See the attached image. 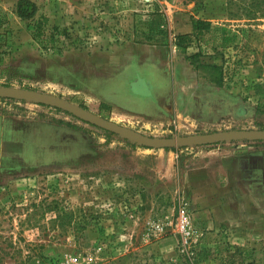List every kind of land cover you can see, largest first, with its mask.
<instances>
[{
  "label": "rangeland",
  "instance_id": "1",
  "mask_svg": "<svg viewBox=\"0 0 264 264\" xmlns=\"http://www.w3.org/2000/svg\"><path fill=\"white\" fill-rule=\"evenodd\" d=\"M33 1L36 17L23 19L18 0H0V85L64 97L150 136L264 129V0ZM157 10L173 34L191 35L185 53L148 38ZM43 17V34L34 38ZM194 19L211 26L196 30ZM120 58L169 79L185 62L186 72L216 86L226 115L176 123L102 107L86 83L98 77L93 68ZM0 113L71 133L64 139L53 131V138L47 126L25 133L39 170L0 165V264H264V184L245 176L231 184L224 172H211L228 148L264 150V139L149 147L37 102L0 99ZM42 138L56 149L41 148Z\"/></svg>",
  "mask_w": 264,
  "mask_h": 264
},
{
  "label": "crops",
  "instance_id": "2",
  "mask_svg": "<svg viewBox=\"0 0 264 264\" xmlns=\"http://www.w3.org/2000/svg\"><path fill=\"white\" fill-rule=\"evenodd\" d=\"M129 59L132 60L131 57ZM121 62L122 58L114 59L111 64H104L102 68L94 66L93 70L99 72L98 77L92 74L86 83L88 87L96 89L94 95L99 103L109 105L114 113L118 112L119 115L132 113L139 117L176 123L187 116L209 122L226 115V105L217 102L216 86L199 79L195 71L186 72L190 67L185 62L180 61L174 65L173 79L163 75L150 76L147 69L136 68V63L132 62L130 67H125L120 65ZM44 126H47L53 138L56 137L53 131L64 133V139L67 138L66 133L71 134L65 126L57 128L56 124L48 121L28 120L23 116L0 113V165L5 166L4 162H10L9 166L14 172L18 171L19 167L22 172L41 169V162L38 165L31 164L24 137L26 132L29 133L36 127L45 128ZM56 144L57 142L51 139L47 141L42 138L40 141L41 148L48 151H51L49 148L55 150ZM228 149L232 153L227 154V160L220 164L218 170L211 172H224L231 184L240 185V181L243 180L241 176H245L244 181L246 180L248 184L255 179L258 185H263L264 150H239L240 147Z\"/></svg>",
  "mask_w": 264,
  "mask_h": 264
},
{
  "label": "water",
  "instance_id": "3",
  "mask_svg": "<svg viewBox=\"0 0 264 264\" xmlns=\"http://www.w3.org/2000/svg\"><path fill=\"white\" fill-rule=\"evenodd\" d=\"M0 97L37 102L61 108L73 115L106 130L117 133L123 137L136 141L149 147H184L202 145L227 140L264 139V129H239L213 131L197 135H175L170 137L150 136L118 122L103 117L89 109H86L64 97L51 93L26 89L14 86L0 85Z\"/></svg>",
  "mask_w": 264,
  "mask_h": 264
},
{
  "label": "trees",
  "instance_id": "4",
  "mask_svg": "<svg viewBox=\"0 0 264 264\" xmlns=\"http://www.w3.org/2000/svg\"><path fill=\"white\" fill-rule=\"evenodd\" d=\"M17 11L18 14L23 19H34L36 17V13L38 10V6L33 0H18L17 2ZM258 3H256V7L251 8L252 10L257 9ZM152 18L150 19L149 23V34L148 38L150 40H154L156 37L155 35L159 36L162 41L164 40H170L171 45L178 48L182 53H185L187 51V48L191 45L192 39L191 35L189 33H178L173 34V31L169 28V22L166 14L164 12H159L158 10L151 14ZM45 21H47L46 17H43L42 19L37 21L36 28L33 31L34 38H39L43 34L44 30V24ZM211 26V22L208 20L203 19H194L193 20V27L196 30H208ZM174 35V38H173ZM51 38H54V36H51ZM193 63V60H191ZM220 83V81H217ZM219 85H222L221 83ZM0 99H6L4 97H0ZM102 107H109V105L105 103H101ZM59 110H62L61 108H58ZM69 113L68 111H66ZM71 114V113H70ZM105 116V115H104ZM106 117V116H105ZM242 140H248V139H242ZM185 253L189 257L191 250L185 249ZM193 258V257H192ZM195 263V260L192 261V264Z\"/></svg>",
  "mask_w": 264,
  "mask_h": 264
}]
</instances>
